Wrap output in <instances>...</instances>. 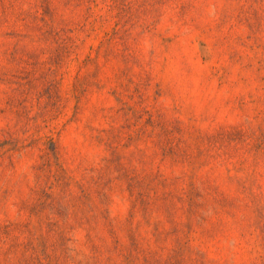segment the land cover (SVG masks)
<instances>
[{
  "label": "rangeland",
  "instance_id": "rangeland-1",
  "mask_svg": "<svg viewBox=\"0 0 264 264\" xmlns=\"http://www.w3.org/2000/svg\"><path fill=\"white\" fill-rule=\"evenodd\" d=\"M0 264H264V0H0Z\"/></svg>",
  "mask_w": 264,
  "mask_h": 264
}]
</instances>
